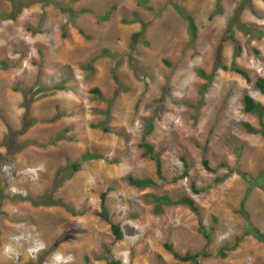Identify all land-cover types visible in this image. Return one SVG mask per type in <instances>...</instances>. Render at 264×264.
Wrapping results in <instances>:
<instances>
[{
  "label": "rangeland",
  "instance_id": "374dc122",
  "mask_svg": "<svg viewBox=\"0 0 264 264\" xmlns=\"http://www.w3.org/2000/svg\"><path fill=\"white\" fill-rule=\"evenodd\" d=\"M262 34L264 0H0V61L10 66L0 68V143L10 126L25 144L13 156L0 146V264H109L97 259L113 243L97 216L104 192L124 233L111 252L121 264H191L166 244L199 253L196 264H264L248 232L264 233V136L242 127L259 128L243 96L264 106V94L223 70L234 62L264 78ZM142 142L163 151L169 182ZM85 153L99 158L67 179ZM129 176L157 186L137 189ZM151 195L191 197L200 216L158 210Z\"/></svg>",
  "mask_w": 264,
  "mask_h": 264
},
{
  "label": "trees",
  "instance_id": "16d2710c",
  "mask_svg": "<svg viewBox=\"0 0 264 264\" xmlns=\"http://www.w3.org/2000/svg\"><path fill=\"white\" fill-rule=\"evenodd\" d=\"M86 12L87 11H84V10L80 11V13H82V14L86 13ZM180 13L182 14L183 18L187 21L188 29H189L191 38H192V40L195 41L197 39V26L194 22V19L190 15H188L184 12L180 11ZM104 19H107V16H105ZM140 35H141V33H136L133 35L132 38L136 39ZM262 36H264V34H262ZM251 52L255 57H257V59H262V57L260 56V52L258 50L252 49ZM239 53H240V48L237 47L236 54L238 55ZM9 67L10 66L8 65L7 61H0V68L1 69L7 70ZM223 70L231 71V72L239 75L247 83H251L254 80L255 88L261 94H264V78L256 77L255 79H253V77L251 76V74L248 70L238 66L234 62L229 67L223 66ZM199 74L204 76L201 71H199ZM93 92L96 94H99V91H97V90H94ZM242 105H243V111L247 114H251V115L256 116V118L258 119V122H259V128H255L252 125H250L249 123H242V127L244 128V130L248 134H251V135L264 136V106L261 103L256 102L253 98H251L248 95L243 96ZM25 106L27 107V105H25ZM31 121H32L31 118H28V117H25L22 120L23 132L33 124ZM8 127H9V133L5 135L3 142L0 143V146L6 147L9 150V154L13 156L17 152L21 151L25 147V144H22V145L19 144L15 140V135H17V132L12 131L10 126H8ZM151 129H152L151 125L149 124L148 131H150ZM105 131H107V129H105ZM8 141L10 142V143H8L9 147L6 146ZM139 147L141 149H143L145 156H149L150 159H152L155 162L156 174H157L158 179L163 183L169 182L165 178V176L163 175V170H162L161 155H162L163 151L162 150L155 151L152 145L144 143V142H142L139 145ZM0 158L4 159V156L2 154H0ZM94 158H99V156L91 155L90 153H85L84 155H82L80 157L79 162H74L73 164H71L70 174L67 176V179L71 178V176L78 171V169L80 167V163L85 162L87 160L94 159ZM181 160L183 161V167H184V171H183V174L181 177H187L188 176L187 162L184 158H182ZM203 166L207 171H210V172L212 171V169L209 167L206 160L203 161ZM126 180L130 186L135 187L137 189H147V188L157 186L155 184V182L149 178L136 179V178L129 176V177H127ZM177 180H178V178H173L171 181L176 182ZM191 188H192L194 193H198V191L196 190L194 185H192ZM106 198H107V192L106 193L104 192L100 195V211L97 213V216L101 220H103L109 224L110 232H111L112 237H113V243L111 245L107 246V248L105 249L106 256L103 258L97 257V259H100V260L105 259L109 264H121L119 261H116L114 259L111 252H112L114 245L117 242H120L124 239V233H123L120 225L114 224L110 220L109 212H108V209H107L106 204H105ZM151 198H152L151 200L155 203L158 210L160 209V207L162 205H165V206H185L191 212H193L195 215L200 216L199 207L197 206V204L195 203V201L191 197L184 196V197H181L179 199L173 200L167 195H162V196L151 195ZM243 214L245 215V213H243ZM200 231L204 232V228H201ZM248 232L250 235H252L255 239H257L259 242H261L264 245V233L259 228H256L250 224ZM205 237L207 240H209L208 235L205 234ZM164 247L173 256V258H175L177 261L184 262V263L190 262L191 264L197 263L199 253L194 254V255H190V254L180 255L179 253H177L173 249L172 246L166 244ZM231 249H233V248H231L229 246H225L224 248H222L220 250L219 256L221 258H225L226 257V251L231 250Z\"/></svg>",
  "mask_w": 264,
  "mask_h": 264
}]
</instances>
